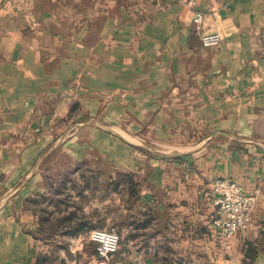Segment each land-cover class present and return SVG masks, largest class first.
<instances>
[{
  "label": "crops",
  "instance_id": "obj_1",
  "mask_svg": "<svg viewBox=\"0 0 264 264\" xmlns=\"http://www.w3.org/2000/svg\"><path fill=\"white\" fill-rule=\"evenodd\" d=\"M0 3V264H85L60 228L103 263L108 227L112 264H264V0ZM219 177L258 191L227 240Z\"/></svg>",
  "mask_w": 264,
  "mask_h": 264
},
{
  "label": "built area",
  "instance_id": "obj_2",
  "mask_svg": "<svg viewBox=\"0 0 264 264\" xmlns=\"http://www.w3.org/2000/svg\"><path fill=\"white\" fill-rule=\"evenodd\" d=\"M205 20L203 12H197L195 23L200 26ZM222 41L220 33L206 34L202 37L205 46H218ZM214 216L212 223L222 239L227 240L239 231L246 229L253 220L258 191L246 193L242 184L232 178L219 177L213 180ZM91 241L96 245V259L109 264L120 248V235L107 229H94Z\"/></svg>",
  "mask_w": 264,
  "mask_h": 264
},
{
  "label": "rangeland",
  "instance_id": "obj_3",
  "mask_svg": "<svg viewBox=\"0 0 264 264\" xmlns=\"http://www.w3.org/2000/svg\"><path fill=\"white\" fill-rule=\"evenodd\" d=\"M0 5H2L0 3ZM201 12V11H200ZM204 23V22H203ZM261 135H264V132H261L260 133ZM125 143V142H124ZM105 144H110V143H105ZM154 151L156 152H160L158 150H164L160 147H151ZM49 149V148H48ZM47 149V150H48ZM102 149L104 150L103 151V154H108V155H111L113 157L114 153H115V149H114V146L113 145H102ZM46 150V151H47ZM45 151V152H46ZM106 151V152H105ZM92 153V152H90ZM52 154H57V155H68L70 154L67 149L65 147L61 148V147H58L56 149H54L52 151ZM43 203V200L41 199V203ZM94 229H100V228H93L91 230V232H89L88 234L89 235H86V239L88 240V238L90 239V236H91V233ZM103 229H108V230H112L114 231L115 229L112 228V227H108V228H103ZM62 231V232H61ZM61 233H64L63 236H61ZM66 233V230L64 228H60L59 229V235H58V238H59V243H58V252H59V256H61V253L62 252H66L67 250H69L71 252V250H74V256H75V259L78 261H83V263L85 264H88L90 262V260H87V259H84V258H81L82 254H81V250H82V243H78L77 241H75L74 239L78 238L77 236L76 237H72L71 235L69 234H65ZM57 240V239H56ZM117 253V252H116ZM116 255V254H115ZM115 255H114V258H115ZM113 258V260H114ZM113 260L112 262H110L111 264L113 263ZM93 263L91 264H106V263H100V262H97V261H94L92 259ZM48 262V261H47ZM60 262V261H59ZM47 264H50V263H47ZM66 264V263H65Z\"/></svg>",
  "mask_w": 264,
  "mask_h": 264
}]
</instances>
